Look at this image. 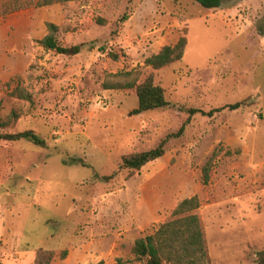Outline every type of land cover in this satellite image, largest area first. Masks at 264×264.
<instances>
[{
	"label": "rangeland",
	"instance_id": "374dc122",
	"mask_svg": "<svg viewBox=\"0 0 264 264\" xmlns=\"http://www.w3.org/2000/svg\"><path fill=\"white\" fill-rule=\"evenodd\" d=\"M37 1L0 0L25 5L0 16V134L32 129L48 143L0 140V264H36L41 248L55 252L50 264H145L136 239L194 195L208 264H255L264 250V0L215 9L195 0ZM48 22L67 53L42 45ZM184 32L182 60L145 66ZM135 68L141 80L153 73L173 106L135 114L136 88H105ZM193 107L224 109L194 115L141 170L120 168L124 155L176 133Z\"/></svg>",
	"mask_w": 264,
	"mask_h": 264
},
{
	"label": "trees",
	"instance_id": "16d2710c",
	"mask_svg": "<svg viewBox=\"0 0 264 264\" xmlns=\"http://www.w3.org/2000/svg\"><path fill=\"white\" fill-rule=\"evenodd\" d=\"M68 1L76 0H38L36 4L49 5ZM195 1L209 9L219 8L223 4V0ZM32 3H35V0H32ZM22 6L25 5L0 4V16L13 10L20 9ZM127 18V15H125L124 19L126 20ZM99 21L102 23L107 22V20L103 18ZM47 27L49 33L41 40L42 45L47 49H52L59 53H67L69 49L62 46L56 38L59 26L53 22H48ZM187 34V32H184L175 44L165 45L159 52L148 56L145 59V66L158 70L182 60L188 46ZM72 50L74 53H78L80 51V46H76ZM112 56L118 58L116 54H112ZM111 77H114L116 81L112 83L105 82L106 89L136 88L138 107L133 111L135 114L173 106V103L167 98L165 88L155 83L153 73L147 75L144 80H141V69L135 68L112 74ZM22 95L27 99L30 98L29 94ZM242 104L243 102H236L228 105V107L234 110L240 108ZM223 109L224 107L206 112L201 108H189L188 118L176 133L167 135L152 149L124 155L120 168H127L133 171L141 170L149 162L155 161L165 155L166 147L170 139L181 137L187 126L191 123V119L194 115L201 113L203 115L212 116L214 112H219ZM0 140H28L37 146L47 147L48 145L46 139L42 138L32 129L16 133H2L0 134ZM218 155L219 150L216 149L203 167V179L206 184L210 181V173ZM72 163H82L86 166L85 162L80 158L72 159ZM116 173L117 172L112 175L103 176L102 179L109 181L115 177ZM200 206L201 200L198 195L183 199L173 210V218L171 220L162 223L153 233L136 239L133 245L135 258L139 261H145V264H208V254L202 221L199 214L195 212ZM67 254L68 251L65 250L63 252V257H66ZM54 256L55 252L53 250L41 248L36 256V264H50ZM255 264H264V250L258 252Z\"/></svg>",
	"mask_w": 264,
	"mask_h": 264
},
{
	"label": "crops",
	"instance_id": "0c3cea01",
	"mask_svg": "<svg viewBox=\"0 0 264 264\" xmlns=\"http://www.w3.org/2000/svg\"><path fill=\"white\" fill-rule=\"evenodd\" d=\"M122 32H120V34H121Z\"/></svg>",
	"mask_w": 264,
	"mask_h": 264
}]
</instances>
